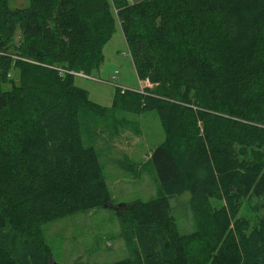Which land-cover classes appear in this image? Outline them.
Listing matches in <instances>:
<instances>
[{
  "label": "trees",
  "instance_id": "16d2710c",
  "mask_svg": "<svg viewBox=\"0 0 264 264\" xmlns=\"http://www.w3.org/2000/svg\"><path fill=\"white\" fill-rule=\"evenodd\" d=\"M9 2L0 0V85L11 84L0 88V264H50L43 226L105 206L128 251L111 264H264V0ZM117 26L151 87L119 92L110 111H156L173 126L150 157L157 198L119 206L81 131L82 112L109 111L73 84L99 70ZM252 200L254 220L241 216ZM179 210L193 231H180Z\"/></svg>",
  "mask_w": 264,
  "mask_h": 264
},
{
  "label": "rangeland",
  "instance_id": "374dc122",
  "mask_svg": "<svg viewBox=\"0 0 264 264\" xmlns=\"http://www.w3.org/2000/svg\"><path fill=\"white\" fill-rule=\"evenodd\" d=\"M29 1L10 0L9 4L12 9H24ZM138 1L141 0H134ZM103 56L104 62L97 72L88 77L73 76V84L85 90L91 102L109 111L103 118L82 112L84 143L97 150L114 205L155 199L156 173L150 157L173 131L172 123L167 118L161 119L156 111L138 114L110 111L121 90L144 93L151 85L139 82L119 26L104 46ZM12 81L18 83L17 76ZM0 88L8 91L11 84H2ZM187 198L186 195L184 200ZM257 202H244L241 216L254 220L258 215ZM175 217L182 233L195 229L194 220L183 210ZM208 228L205 224L202 229L207 232ZM42 240L51 251L50 264H111L128 256L120 238L117 213L110 206L46 224Z\"/></svg>",
  "mask_w": 264,
  "mask_h": 264
},
{
  "label": "built area",
  "instance_id": "2783aa9c",
  "mask_svg": "<svg viewBox=\"0 0 264 264\" xmlns=\"http://www.w3.org/2000/svg\"><path fill=\"white\" fill-rule=\"evenodd\" d=\"M78 75H80V76H84V75H82V74H78ZM84 77H86V76H84ZM115 79V76H113V80ZM126 91H124V90H121V93L122 94H124Z\"/></svg>",
  "mask_w": 264,
  "mask_h": 264
},
{
  "label": "water",
  "instance_id": "95a60500",
  "mask_svg": "<svg viewBox=\"0 0 264 264\" xmlns=\"http://www.w3.org/2000/svg\"><path fill=\"white\" fill-rule=\"evenodd\" d=\"M107 207V206H106Z\"/></svg>",
  "mask_w": 264,
  "mask_h": 264
}]
</instances>
